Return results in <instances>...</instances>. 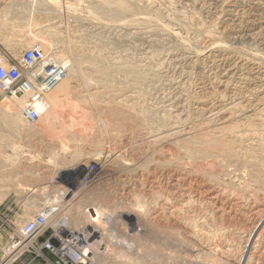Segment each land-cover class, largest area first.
I'll use <instances>...</instances> for the list:
<instances>
[{
	"label": "rangeland",
	"instance_id": "obj_1",
	"mask_svg": "<svg viewBox=\"0 0 264 264\" xmlns=\"http://www.w3.org/2000/svg\"><path fill=\"white\" fill-rule=\"evenodd\" d=\"M263 8L264 0H0V51L18 59L41 43L63 54L68 86L35 122L0 100V264L17 226L52 200L51 226L90 223L94 209L124 214L102 231L98 264H242L264 219ZM260 239L251 264H264V232ZM43 263L31 254L14 262Z\"/></svg>",
	"mask_w": 264,
	"mask_h": 264
},
{
	"label": "built area",
	"instance_id": "obj_2",
	"mask_svg": "<svg viewBox=\"0 0 264 264\" xmlns=\"http://www.w3.org/2000/svg\"><path fill=\"white\" fill-rule=\"evenodd\" d=\"M46 56L41 43L25 49L18 59L0 51V100L23 99V113L31 122L39 118L45 93L66 75L62 63L46 62ZM55 215L47 207L20 226L6 247L2 263L9 260L8 264H14L24 254H31L43 264H98L96 258L107 251L102 230L93 222L78 227L51 226Z\"/></svg>",
	"mask_w": 264,
	"mask_h": 264
},
{
	"label": "bare ground",
	"instance_id": "obj_3",
	"mask_svg": "<svg viewBox=\"0 0 264 264\" xmlns=\"http://www.w3.org/2000/svg\"><path fill=\"white\" fill-rule=\"evenodd\" d=\"M255 3H257V2H255ZM263 5V4H262ZM264 9V8H263ZM225 11V10H224ZM255 11V10H254ZM258 13V12H257ZM222 14V13H221ZM233 14V13H232ZM236 14V13H235ZM245 14V13H244ZM260 14V13H259ZM143 16H145V15H143ZM147 16V15H146ZM244 16V15H243ZM142 17V16H141ZM242 17V16H241ZM137 18V17H136ZM236 18V17H235ZM243 18V17H242ZM241 18V19H242ZM146 19H147V17H146ZM239 21V20H238ZM247 21V20H246ZM254 21V20H253ZM257 21V20H256ZM255 22V21H254ZM262 26V25H261ZM155 27V26H154ZM113 28V27H112ZM262 28V27H261ZM122 30V29H121ZM257 31V30H256ZM257 33V32H256ZM208 37V36H207ZM211 37V36H210ZM246 37H248V36H246ZM253 37V36H252ZM212 38V37H211ZM240 38H241V36H240ZM239 38V39H240ZM254 38V37H253ZM259 38V37H258ZM250 39H251V37H250ZM241 40V39H240ZM249 40V39H248ZM258 41V40H257ZM260 41V40H259ZM258 41V42H259ZM247 42V41H246ZM257 43V42H256ZM261 43V42H260ZM222 44V43H221ZM217 45H219V43L217 44ZM223 45V44H222ZM216 46V45H215ZM226 46V45H225ZM244 46V45H243ZM213 47V46H212ZM227 47H229V46H227ZM231 48V47H230ZM209 49H210V47H209ZM212 49V48H211ZM221 49V48H220ZM214 51V50H213ZM209 52H210V50H209ZM211 53V52H210ZM225 54V53H224ZM234 54V53H233ZM45 55H47L46 57H47V59H46V62H51V61H59L60 63H66V60L64 59L65 57L64 56H51L50 54H45ZM223 55V54H222ZM255 55V54H254ZM227 56V55H226ZM229 56H231V55H229ZM248 56V55H247ZM210 57V56H209ZM221 57V56H220ZM228 57V56H227ZM241 57V56H240ZM247 58V57H246ZM215 59V58H214ZM255 59V58H254ZM179 60V59H178ZM263 60V59H262ZM227 61V60H226ZM215 62V61H214ZM230 62H232V61H230ZM62 63V64H63ZM213 63V62H212ZM219 63H220V61H219ZM215 64V63H214ZM217 65V64H216ZM235 66V65H234ZM217 67V66H216ZM182 68V67H181ZM213 68V67H212ZM219 68V67H218ZM231 68H232V66H231ZM242 68V67H241ZM246 68V67H245ZM216 69V68H215ZM228 69H230V68H228ZM236 69V68H235ZM244 69V68H243ZM249 69V68H248ZM179 70V69H178ZM227 71V70H226ZM239 71V70H238ZM246 71V70H245ZM244 71V72H245ZM255 71V70H254ZM226 73H228V72H226ZM237 73V72H236ZM229 74V73H228ZM234 74V73H233ZM243 74V73H242ZM232 76H234V75H232ZM242 76H244V75H242ZM231 78V77H230ZM63 78H61V79H59V81H58V84H57V86L54 88V89H52L51 91H49V92H47V93H45V96H44V100H43V102H41L40 103V105H39V112L41 113V114H48V111H49V107H50V105H51V103L50 102H54V101H60V102H62L63 101V98L64 97H66V94L68 93L67 92V89H68V86L67 85H62L61 84V80H62ZM220 79V78H219ZM221 80V79H220ZM223 80V79H222ZM243 79H241V81H242ZM231 82V81H230ZM225 83V82H224ZM237 83V82H236ZM61 84V85H60ZM241 84V83H240ZM219 85V84H218ZM59 86H61L60 88H59V90H56V88H58ZM226 86V85H225ZM250 86V85H249ZM228 88V87H227ZM255 88V87H254ZM224 91V90H223ZM249 91V90H248ZM225 92V91H224ZM237 94V93H236ZM235 94V95H236ZM132 95V94H131ZM7 98H9V97H7ZM10 99H12V98H10ZM66 99V98H65ZM64 99V100H65ZM11 101V100H10ZM10 105H12L13 106V110H15L14 112H13V114L14 115H17L18 113H19V110H21L20 108H22V111H23V105H24V101H23V99H21V100H19V99H13V102H11L10 103ZM184 106V105H183ZM179 107V106H178ZM182 107V106H181ZM215 107H216V105H215ZM130 110V109H129ZM213 112H215V111H213ZM212 113V112H211ZM216 113V112H215ZM78 117V116H77ZM140 126V125H139ZM223 128V127H222ZM146 131V130H145ZM103 153V152H102ZM118 154V153H117ZM115 155V154H114ZM116 156V155H115ZM105 157V156H104ZM29 158V157H28ZM106 158V157H105ZM24 163H26V162H24ZM88 163V162H87ZM107 163V162H106ZM134 163V162H133ZM127 164V163H126ZM86 165V164H85ZM90 165V164H89ZM141 165H143V164H141ZM136 166V165H135ZM144 166V165H143ZM26 168H27V166H26ZM109 168V167H108ZM139 168H141L140 166H139ZM24 169V168H23ZM97 173V172H96ZM106 173V172H105ZM143 175V174H142ZM141 175V176H142ZM143 179V178H142ZM138 182V181H137ZM146 182V181H145ZM155 182V181H154ZM181 182V181H180ZM143 183V182H142ZM179 183V182H178ZM178 183H177V185H178ZM140 184V183H139ZM172 184H174V183H172ZM176 184V183H175ZM141 185V184H140ZM150 186V185H149ZM141 187V186H140ZM184 187V186H183ZM186 187V186H185ZM187 188V187H186ZM189 188V187H188ZM133 189V188H132ZM141 189V188H140ZM180 189V188H179ZM175 191H177V189L175 190ZM169 192V191H168ZM171 193V192H170ZM178 193V192H177ZM182 193V192H181ZM184 193V192H183ZM63 194V193H62ZM167 194V193H166ZM178 196V195H177ZM190 197V196H189ZM192 197V196H191ZM171 198V197H170ZM182 199V198H181ZM49 200H51V199H49ZM185 200V199H184ZM187 201V200H186ZM185 201V203H189V201H187L186 202ZM49 203V206L48 207H53V209H52V211H53V213H55V211L56 210H59V208L57 207V204L59 205V201L58 200H52V201H49L48 202ZM161 205V204H160ZM185 205V204H184ZM158 206V205H157ZM181 206V205H180ZM60 207V206H59ZM156 207V206H155ZM164 207H166V206H164ZM56 210H55V209ZM94 209V208H93ZM174 209V208H173ZM172 209V210H173ZM180 209V208H179ZM91 210V209H90ZM171 210V209H170ZM108 211V210H107ZM161 211V210H160ZM174 211V210H173ZM182 211V210H181ZM120 212V211H119ZM176 212V211H175ZM125 213V212H124ZM53 215V214H52ZM114 215V214H113ZM111 213H109V212H106V211H104L103 209L102 210H100V209H94V211H92L91 213H90V215H89V217H90V219H91V222H93L95 225H96V227H100L101 228V230L102 231H110V232H112V231H114L116 228H115V225L113 224V220L115 219V216H113ZM128 215V214H127ZM157 215V214H156ZM170 215V214H169ZM171 215H172V213H171ZM252 215V214H251ZM124 216V214H117V218L119 217V218H121V217H123ZM253 216V215H252ZM129 220H132V222L134 223V228H136L137 226H138V222H137V220L135 221V219H134V217H127ZM252 219V218H251ZM249 222V221H248ZM136 223V224H135ZM107 224H110V226H108V227H110L109 228V230L107 229ZM55 225H61V226H67V227H70L69 226V223H68V221L67 220H65L64 222H63V219H60ZM20 227V225L19 226H17V228H19ZM263 232H264V219H261L260 220V223H258L257 225H255V226H253V230L251 231V233H250V236H249V238L247 239L248 241H247V243H246V246H245V248H244V252H243V254L242 255H245L244 256V258H243V260H244V262L242 261V264H251V262H250V256H249V254L251 253L250 251L253 249V244L255 243V241L257 242L258 240H260V241H263V240H261L260 238H262V236H263ZM114 239L115 237H111V239ZM243 239V238H242ZM114 240H115V242H114ZM114 240H112V242H114V243H117V244H121L122 243V240H117L116 241V238L114 239ZM125 241V245L127 246V248L128 249H130V250H133L135 247H136V245H135V243H133V242H131V243H129V242H127L126 240H124ZM245 241V240H244ZM241 243V242H240ZM245 245V244H244ZM240 247V246H239ZM219 248V247H218ZM230 249V248H229ZM234 250V249H233ZM263 250H264V248H263ZM255 251V250H254ZM259 251V250H258ZM234 255V254H233ZM253 255V254H252ZM6 264H8V262L6 263Z\"/></svg>",
	"mask_w": 264,
	"mask_h": 264
}]
</instances>
